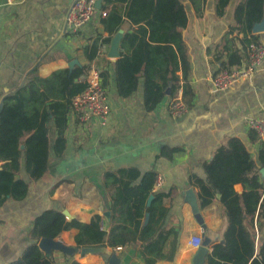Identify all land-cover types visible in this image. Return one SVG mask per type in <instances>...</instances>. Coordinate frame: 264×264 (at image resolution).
I'll return each instance as SVG.
<instances>
[{"label":"crops","instance_id":"0c3cea01","mask_svg":"<svg viewBox=\"0 0 264 264\" xmlns=\"http://www.w3.org/2000/svg\"><path fill=\"white\" fill-rule=\"evenodd\" d=\"M74 1L0 0V106L6 96L25 85L36 68L41 77H48L73 64L87 65L84 48L108 36L100 24V15L77 32H66L65 16ZM182 1L189 21L179 31L189 50L191 71L188 81L194 90L188 112L178 120L169 117L167 112L171 95L183 94L182 84L176 91L168 89L163 102L152 112H147L144 107L142 77L133 97L120 98L112 66L117 58L109 56L111 45L104 46L92 63V70L109 71V84L105 85L111 109L109 123L102 126L99 120L93 119L81 125L69 118L65 154L57 158L51 152L48 171L40 180L30 178L23 160L19 178L29 186L26 197L16 200L8 196L0 204V264H14L27 252L32 245L30 230L34 219L46 210L67 212L70 214L68 220L84 223H89L95 216L107 218L111 200L104 186V176L108 171L123 168H136L141 174L154 172L155 176L163 178V185L154 190L162 189L172 194L166 201L170 209L168 223L179 231L180 249L174 262L158 264H192L195 249L189 246V240L193 235L204 239V235L186 202V192L193 190L198 200L199 189L193 184L195 176L205 178L204 162L209 161L214 151L231 137L240 138L251 157L258 159L261 142L259 137L256 142L251 141L250 135L256 133L248 131V123L251 119L264 117V63L250 78L238 81L233 88L215 91L212 77L224 70L227 63L230 50L224 41L234 23L233 13L239 0L232 1L222 18L216 16V0H207L201 15L187 0ZM257 26H264V20ZM129 28L125 24L120 29L123 36ZM252 35L256 37L248 36L250 42L258 39L264 45V29L256 32L253 28ZM243 38L237 31L229 35L228 39L233 42L231 49L240 52L244 60L240 67L227 70L247 65L250 45L245 48ZM55 138L56 133L52 130V146ZM165 148L175 149L171 158L162 156ZM3 165L4 162H0V170ZM260 174V181H263L264 169ZM235 190L241 194L244 189L238 184ZM201 215L206 234L212 240L211 253L212 247L222 243L225 235L226 223L219 199L201 210ZM104 225H107L106 221ZM76 234V230L64 232L57 240L67 246H76ZM139 250L140 244H136L115 254L121 264H144ZM53 255L56 264H70L73 260L80 264H109L110 259L106 254H78L67 261L61 252Z\"/></svg>","mask_w":264,"mask_h":264},{"label":"trees","instance_id":"16d2710c","mask_svg":"<svg viewBox=\"0 0 264 264\" xmlns=\"http://www.w3.org/2000/svg\"><path fill=\"white\" fill-rule=\"evenodd\" d=\"M198 15L207 0H187ZM233 0H216L218 18L225 16ZM101 17L106 38L95 40L84 48L88 61L85 66L60 69L41 77L38 68L28 76L25 85L6 96L0 111V204L5 197L23 200L28 184L19 178L22 162L32 180L42 179L49 168L51 152L62 157L67 149L66 131L69 104L86 90L78 77L92 70L100 50L109 47L114 36L125 24L129 30L120 44V56L112 63L117 95L128 99L135 95L139 78L143 79L144 107L152 112L163 102L168 89L183 88L186 106L193 103L194 90L188 81L191 71L189 50L180 28L187 26L189 17L182 0H103ZM234 23L225 41L229 48L223 69L238 68L243 56L231 49L228 39L234 31L244 36L245 48L251 44L256 24L264 20V0H239L235 6ZM256 42H259L258 39ZM103 84H109V71H103ZM52 130L56 133L51 144ZM253 142L257 134H251ZM175 149L165 148L162 156L171 158ZM264 143L258 159L251 157L244 142L229 138L218 147L209 161L204 162L205 178H194L199 189L200 210L219 199L222 218L226 223L224 241L212 247L205 264H264ZM156 174H141L136 168L108 171L104 186L111 200L109 217L95 216L89 223L68 220L60 211L49 209L36 217L30 230L32 245L14 264H56L55 256L40 250L41 239H60L64 232L76 230V246L110 248L115 253L140 244L144 264L174 262L180 249L179 231L168 223L170 209L166 201L172 196L165 190L154 191ZM16 176L18 179L16 180ZM241 184L243 192L235 186ZM151 202L149 203L150 198ZM106 221L107 225L103 223ZM261 235L258 240L257 236ZM65 255L67 261L75 258ZM122 259V256H121ZM70 264H80L73 260Z\"/></svg>","mask_w":264,"mask_h":264},{"label":"built area","instance_id":"2783aa9c","mask_svg":"<svg viewBox=\"0 0 264 264\" xmlns=\"http://www.w3.org/2000/svg\"><path fill=\"white\" fill-rule=\"evenodd\" d=\"M97 0H75L68 9L65 16V30L72 34L90 24L97 15L106 17L108 10H98ZM264 63V45L260 42H252L248 51V63L244 68L227 70L224 69L212 77V84L215 91L222 92L235 86L240 80L250 78L257 67ZM78 82L86 85V90L74 97L69 104V118L77 120L79 124L85 125L93 119L99 120L102 126L109 123L111 109L107 87L103 84L101 71L93 69L78 77ZM168 116L174 120L182 118L188 107L183 101L182 93L177 92L171 95L167 104ZM248 131L258 135L259 140L264 143V117L261 119H251L248 123ZM163 185V178L156 176L155 188ZM155 191V190H154ZM157 191V190H156ZM103 227L104 223H103ZM203 244V237L199 235L191 236L189 246L193 249L199 248ZM122 248L118 247L116 251Z\"/></svg>","mask_w":264,"mask_h":264},{"label":"water","instance_id":"95a60500","mask_svg":"<svg viewBox=\"0 0 264 264\" xmlns=\"http://www.w3.org/2000/svg\"><path fill=\"white\" fill-rule=\"evenodd\" d=\"M103 4V0H97L96 7L98 10H101ZM254 26L255 31L259 32L264 29V26ZM123 39V30H120L118 34L113 38L111 43V49L109 56L111 58H119L120 56V44ZM74 67V64L71 68ZM3 103L0 106V111L2 109ZM152 197L149 200L151 202ZM186 202L191 207L192 213L194 215L195 220L202 228L204 239L203 244L195 250V253L192 257V264H205L207 256L209 253V246L211 245V238L206 234V226L204 224L203 217L201 215V210L199 208V203L197 197L193 190H188L186 192ZM66 217L70 218V214L67 212L63 213ZM106 216L109 217L110 213H106ZM38 247L40 250L45 252L47 255H52L54 252H61L67 256H73L75 254H79L80 256H87V255H109V264H121L120 258L117 254L112 253L109 251L108 248H98V247H83L79 248L78 246H67L63 244L60 240H53L43 238L39 241Z\"/></svg>","mask_w":264,"mask_h":264},{"label":"rangeland","instance_id":"374dc122","mask_svg":"<svg viewBox=\"0 0 264 264\" xmlns=\"http://www.w3.org/2000/svg\"><path fill=\"white\" fill-rule=\"evenodd\" d=\"M233 3H234V1H233ZM233 3H232V4H233Z\"/></svg>","mask_w":264,"mask_h":264}]
</instances>
